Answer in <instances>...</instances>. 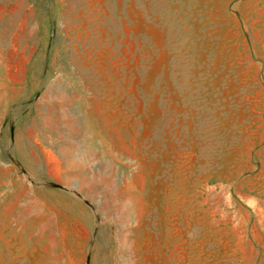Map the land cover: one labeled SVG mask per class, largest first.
Returning <instances> with one entry per match:
<instances>
[{"label":"rangeland","instance_id":"1","mask_svg":"<svg viewBox=\"0 0 264 264\" xmlns=\"http://www.w3.org/2000/svg\"><path fill=\"white\" fill-rule=\"evenodd\" d=\"M0 264H264V0H0Z\"/></svg>","mask_w":264,"mask_h":264}]
</instances>
